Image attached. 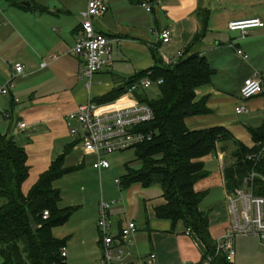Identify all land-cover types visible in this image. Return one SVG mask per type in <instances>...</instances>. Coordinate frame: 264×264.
I'll return each instance as SVG.
<instances>
[{
    "label": "crops",
    "instance_id": "1",
    "mask_svg": "<svg viewBox=\"0 0 264 264\" xmlns=\"http://www.w3.org/2000/svg\"><path fill=\"white\" fill-rule=\"evenodd\" d=\"M21 1L17 0L22 4ZM103 1L107 5V11L96 17V22L94 19V28L96 32L109 38L112 63L93 75L98 82H103L102 85L92 87L90 84L88 88L87 83L82 80L85 77L82 75L81 79L78 76L83 71L81 66H84V62L77 68L72 62L65 63L68 61L67 57L72 55L70 49L80 33L79 14L82 11H72L76 3H82V0H28L29 6L24 5L28 11L10 6L7 0H0V86L11 79L28 81V78L38 73L41 76L28 84V91L33 93L28 95L26 106L17 114H14V109L20 101L16 97V87L11 83L9 94L0 96V120H5L1 115L3 112L10 114L8 121H5L8 122L7 130L11 131L16 144L27 154L28 177H31L27 187L24 186L26 180L23 182L22 191L27 194L39 176L49 169L55 157L62 152L65 154L64 168L66 162L71 165L83 163L84 166L86 161L99 171L103 170L97 167L96 157L85 153L77 141L70 144L67 114L86 102L89 94H98L94 99L100 97L128 78L150 69L154 65L152 49L156 50L163 62L165 59L179 61L180 58L195 53L207 59L215 74L210 83L195 91V101L205 98L210 112L187 118L186 126L189 130L220 126L232 135V139L217 143L216 150L201 159L205 170L211 159L215 158L219 163L215 184L219 190V200L208 212L209 232L215 242L225 232L230 221L223 170L235 162V142L252 147L248 128H257L264 122L262 119L260 124L248 126L233 118L242 114H247L248 117L264 115L263 92L246 101L247 112L236 114L234 111L240 103V88L244 80L256 74L264 78V27L251 29L246 35H232L227 24L247 17H259L264 22V0H160L151 12L143 10L135 0ZM162 29H169L171 32L167 43H163L159 37ZM200 33L202 37L197 49L195 52H188ZM236 49L242 50L247 59L239 56ZM16 50L21 52L14 64L21 63L24 66L19 74H14V64L8 65L6 62ZM58 55L61 56L60 59ZM215 55L221 56L220 62L215 59ZM51 56H56V59ZM46 58L52 62L60 60V73L55 74L53 70L47 72V65L41 67V62L38 68H33L35 62ZM238 61L243 66L236 70L233 62ZM57 66L52 69L55 70ZM77 86L79 88L76 90ZM31 94L36 96H30ZM19 121L25 122L24 129H18ZM209 175L208 172L205 178L196 182V191H204ZM158 192L153 198L145 196L142 203L137 199L135 204L130 201L127 207H115L116 202L113 201L109 212L113 224L112 234L116 235L128 221L136 225V232L131 236L114 239V254L122 249L125 261H145V264H199L206 249L194 233L187 234L181 222L173 226L170 220L155 216L154 209L164 203L161 188ZM202 202L200 209L206 212ZM97 211L96 207L92 214L95 227ZM221 223L224 224L223 227L218 228ZM239 238H255L257 244L253 246L261 248L263 253L256 248L254 255L244 257L245 248L242 245L237 248ZM65 248L67 251L66 246ZM96 249L99 253L97 258L86 264H102L101 236L96 241ZM234 249V260L229 264H264V249L256 236L236 237ZM150 254L154 255L152 262L149 260ZM66 259L67 254L65 262Z\"/></svg>",
    "mask_w": 264,
    "mask_h": 264
},
{
    "label": "trees",
    "instance_id": "2",
    "mask_svg": "<svg viewBox=\"0 0 264 264\" xmlns=\"http://www.w3.org/2000/svg\"><path fill=\"white\" fill-rule=\"evenodd\" d=\"M7 1L12 7L29 10L17 0ZM206 20L207 16L204 26ZM201 37L202 34H198L192 45ZM152 56L154 65L150 69L95 98L99 103L111 102L146 75L152 80H162L158 85V98L149 101L144 94L136 93V97L153 110L154 119L149 128L155 135L151 141L135 148L139 167H125L119 184L124 188L134 183L143 188L158 184L164 203L154 209L155 216L170 220L173 226L181 222L185 229L194 233L206 249L204 256L213 257L210 264H229L223 255L215 254L209 214L200 209L207 192L196 191L194 186L208 175L201 159L214 152L217 143L232 139V135L220 126L189 130L185 123L187 118L210 112L205 98L195 101V91L211 82L215 70L204 56L195 53L169 65L160 59L155 49H152ZM8 131L0 133L1 264H66L60 252L66 246L65 240L52 234V229L65 224L71 213L69 208L59 206L61 194L53 188V182L70 171L63 167L65 154L52 162L24 194L22 184L29 173L27 154ZM248 131L253 146L249 148L235 142V162L223 170L224 187L227 192H233L247 186L255 195L264 198V122ZM44 211L48 212L46 218H43Z\"/></svg>",
    "mask_w": 264,
    "mask_h": 264
},
{
    "label": "built area",
    "instance_id": "3",
    "mask_svg": "<svg viewBox=\"0 0 264 264\" xmlns=\"http://www.w3.org/2000/svg\"><path fill=\"white\" fill-rule=\"evenodd\" d=\"M146 12H151L160 0H135ZM107 11V5L103 0H87V8L79 15L80 33L70 49L74 56L84 58L83 77L88 79L90 87L92 76L108 68L112 63V49L109 38L95 31L94 19ZM264 22L259 17H247L235 19L227 24V29L246 35L249 30L263 28ZM159 37L163 43L170 41L169 29H162ZM236 53L243 59L247 55L242 50L236 49ZM56 59V56H51ZM165 64L174 62L165 59ZM47 64L42 63L41 67ZM14 74L23 71L24 66L16 63L13 66ZM12 80V79H11ZM11 80L0 86V96L9 94ZM161 79L152 80L145 76L139 82L131 85L126 92L111 102L99 103L89 94L86 102L80 104L74 111L66 116L68 133L81 145L83 151L96 157V165L99 169H108L109 163L105 155L116 152L135 149L138 145L151 141L155 131L149 128V123L154 119L152 108L146 102L140 101L136 93L149 88L152 84L159 85ZM264 91L263 77L256 74L244 80L240 88V103L235 107L236 114L247 112L246 101L261 94ZM2 118L8 120L10 114L3 112ZM18 129L26 127L25 122H17ZM253 178V175H251ZM118 184V180H115ZM226 201L230 221L225 232L215 240V254H221L228 263L235 257L234 240L239 236H256L264 249V198L253 193L247 186L227 192ZM112 202L101 200L98 205L97 231L102 242V264H145V261H125L123 250H117L114 254L113 242L116 237L126 238L136 232V225L132 221L126 222L116 235L112 234V221L110 220V208ZM48 216L44 211L43 218ZM186 233L190 231L186 229ZM61 256L66 258V248H61ZM212 256L206 254L199 264H210ZM149 260H154V255H149Z\"/></svg>",
    "mask_w": 264,
    "mask_h": 264
},
{
    "label": "rangeland",
    "instance_id": "4",
    "mask_svg": "<svg viewBox=\"0 0 264 264\" xmlns=\"http://www.w3.org/2000/svg\"><path fill=\"white\" fill-rule=\"evenodd\" d=\"M21 2H28V0H22ZM74 10L72 12L79 13L81 11H85L87 8V2L82 0V3H76L74 6ZM73 15V14H72ZM76 16V15H75ZM98 19L95 18V22ZM232 35H237L239 33L233 32ZM201 42V39L196 41L188 52H195L197 49V45ZM20 52L16 50L13 52L9 58H7V63L14 64L15 60L20 58ZM58 59L61 56L58 55ZM216 60L219 62L221 61V56L215 55ZM177 59V57H176ZM68 61L65 63H74V67L77 68L79 64L82 65L84 62L83 57H76V56H68ZM231 61V60H230ZM42 63L47 64L46 71L53 70L56 73H60L61 68L59 67L60 60H56L52 62L50 59L46 58L44 60H40L33 64V68L39 67ZM178 60H174V63H177ZM58 65V66H57ZM235 69L241 68L243 65L241 61L233 62ZM54 66L57 68L54 70L52 69ZM83 66H81L82 69ZM35 70V69H33ZM43 74V73H41ZM82 70L78 73V76L82 79ZM38 76V77H37ZM41 76L38 73L37 75H33L29 80L26 81L24 79H14L12 80V85L17 89V95L20 104L16 106L14 109V114H17L20 109L26 106V101L30 92L28 91L29 87L28 84L40 79ZM83 83H88L87 78L82 79ZM102 81L98 82L94 79V76L91 79V86H100L102 85ZM6 85V84H4ZM1 85V86H4ZM76 90L79 88L78 86L75 87ZM232 88V87H231ZM234 89V88H233ZM234 92V90H233ZM138 93L144 94L145 97L152 101L159 96V87L156 84H152L149 88L139 91ZM264 93V91H263ZM30 96H36L35 94H31ZM98 96L95 94L92 97ZM37 98V97H36ZM25 103V104H23ZM254 115H250L249 117L247 114H242L240 116H235L240 124L246 123L248 126H256L260 124L264 119V115H260L258 117H252ZM8 120H0V132L5 133L7 131V124L5 122ZM28 131V130H27ZM11 134V131H8ZM28 135V133H26ZM76 142L75 138L71 137L70 144ZM63 153V152H62ZM57 155L54 161H56L61 155ZM93 160V157H89ZM105 159L109 163L108 169H103L99 171L97 168L93 167L89 162L82 164L71 165L69 162H66L65 168L70 169L69 172L64 173L58 180L53 182V188L58 189L61 194L59 206L60 207H67L70 209L71 213L70 216L65 224L62 226L56 227L52 229V234L54 237L65 240V245L67 247V264H86L87 262L93 261L98 256V251L96 249V241L99 240V233L96 230L95 223L93 221V211L94 209H98V204L101 200L112 202L115 201V207H127L130 204V201L135 204L136 199L139 202H143L145 196L149 198L156 197L159 194V185L154 184L147 189L141 188V185L138 183H134L127 188H124L121 184H117L115 180L121 181L123 175L125 174V167L137 169L139 167V161L135 160V149H128L121 152H116L112 154L105 155ZM69 164V165H68ZM218 160L215 158L211 159L208 162L206 170L210 173V175L206 178V186L204 191L207 192L206 197L202 202V207L206 209V212H210L209 210L212 208L213 204L217 202L219 194V190L216 189V177L218 172ZM29 177L25 181V187H27L30 179ZM32 186L30 187V189ZM29 189V190H30ZM27 191V193L29 192ZM119 200V201H116ZM98 213V211H97ZM223 223L219 224L217 227L222 228ZM258 239V238H257ZM259 241V239H258ZM237 248L238 246L244 247V257L247 258L249 255H254L255 249H260L261 253L262 250L258 246H253L257 244L255 238H239L236 242ZM260 243V241H259ZM261 245V243H260ZM262 246V245H261ZM236 248V249H237ZM257 250V249H256ZM238 251V249H237ZM249 251H251L249 253ZM0 264H1V257H0Z\"/></svg>",
    "mask_w": 264,
    "mask_h": 264
},
{
    "label": "water",
    "instance_id": "5",
    "mask_svg": "<svg viewBox=\"0 0 264 264\" xmlns=\"http://www.w3.org/2000/svg\"><path fill=\"white\" fill-rule=\"evenodd\" d=\"M22 4L25 6H29V2H22ZM32 226H34V224H32Z\"/></svg>",
    "mask_w": 264,
    "mask_h": 264
}]
</instances>
